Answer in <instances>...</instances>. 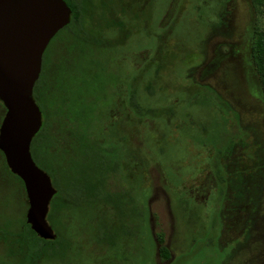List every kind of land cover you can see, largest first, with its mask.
Returning a JSON list of instances; mask_svg holds the SVG:
<instances>
[{
	"label": "rangeland",
	"instance_id": "rangeland-1",
	"mask_svg": "<svg viewBox=\"0 0 264 264\" xmlns=\"http://www.w3.org/2000/svg\"><path fill=\"white\" fill-rule=\"evenodd\" d=\"M92 7L83 29L102 45L62 31L45 49L35 93L47 135L37 152L59 186L86 165L83 147L104 154L110 170L97 179L122 216L111 204L60 202L47 223L64 250L39 264H264V188L250 231L249 208L233 206L216 178L264 172V93L252 58L264 0ZM4 112L0 104V122ZM26 209L0 153V228L17 232ZM0 264H16L1 243Z\"/></svg>",
	"mask_w": 264,
	"mask_h": 264
},
{
	"label": "water",
	"instance_id": "water-1",
	"mask_svg": "<svg viewBox=\"0 0 264 264\" xmlns=\"http://www.w3.org/2000/svg\"><path fill=\"white\" fill-rule=\"evenodd\" d=\"M63 0H0V153L8 172L22 184L25 223L37 238L56 235L46 221L55 190L31 159L29 147L41 126L32 90L49 41L68 23Z\"/></svg>",
	"mask_w": 264,
	"mask_h": 264
},
{
	"label": "trees",
	"instance_id": "trees-1",
	"mask_svg": "<svg viewBox=\"0 0 264 264\" xmlns=\"http://www.w3.org/2000/svg\"><path fill=\"white\" fill-rule=\"evenodd\" d=\"M70 10L69 23L58 32H67L70 36L88 43H94L97 46L102 45L100 40L89 37L83 29V20L89 11L93 10L92 0H63ZM57 34V35H58ZM56 35V36H57ZM45 52V51H44ZM259 57L260 70H257L260 75L262 91L264 93V79L261 74H264V36L261 34L254 42L253 56ZM44 53L41 61V71L37 81L34 83L32 90V99L38 107L41 116L43 115V107L35 93V90L40 88L44 81L42 80V71L44 64ZM130 108L137 115L141 114L135 95L130 93L128 100ZM47 135V127L45 122H41V126L37 134L32 138L29 152L34 164L41 169H44L51 180L52 187L55 190L53 197L49 202L46 221H50L53 216L55 207L63 202L66 205L78 207L82 204L104 203L111 204L116 208L117 216L121 217V208L116 202L112 201L109 195L103 190L102 182L97 179V176L103 172L110 170L109 161L105 155L91 149L88 146L83 147V153L86 160V165L79 168L77 175L66 181L64 186H59L53 182V173L46 168L42 162V157L37 150L41 136ZM235 169H232L231 176L228 179H223L220 175L216 178L220 184H225L231 191V204L233 206H245L249 208V230L253 231L257 223V209L262 202L264 172L259 166L254 168V171L241 175L238 172L235 174ZM103 230H100L102 233ZM56 235V234H55ZM0 243L4 246L7 257L16 259V264H39L43 260H51L62 255L66 242L56 235L53 240H43L37 238L30 230L29 226L24 222L19 230L15 233L5 231L0 228ZM258 247V246H257ZM260 248V247H259Z\"/></svg>",
	"mask_w": 264,
	"mask_h": 264
},
{
	"label": "flooded vegetation",
	"instance_id": "flooded-vegetation-1",
	"mask_svg": "<svg viewBox=\"0 0 264 264\" xmlns=\"http://www.w3.org/2000/svg\"><path fill=\"white\" fill-rule=\"evenodd\" d=\"M232 5H233L232 10H231V11H232V14L230 15V17H233L234 14H235L236 11H237V10H236V4H233V3H232ZM233 30H234V28H233ZM0 104H1V103H0ZM1 105H2V104H1ZM2 107H3V106H2Z\"/></svg>",
	"mask_w": 264,
	"mask_h": 264
}]
</instances>
